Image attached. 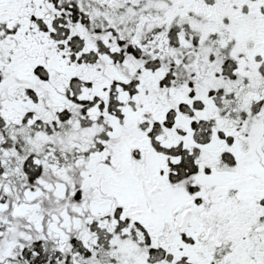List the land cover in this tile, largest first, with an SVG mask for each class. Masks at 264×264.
Segmentation results:
<instances>
[{"label":"snow or ice","instance_id":"6c2138e0","mask_svg":"<svg viewBox=\"0 0 264 264\" xmlns=\"http://www.w3.org/2000/svg\"><path fill=\"white\" fill-rule=\"evenodd\" d=\"M0 264H264V0H0Z\"/></svg>","mask_w":264,"mask_h":264}]
</instances>
